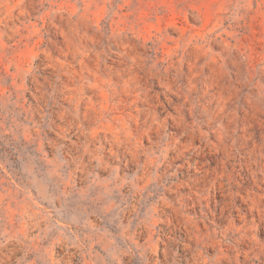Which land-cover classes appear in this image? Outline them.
<instances>
[{"label":"rangeland","instance_id":"rangeland-1","mask_svg":"<svg viewBox=\"0 0 264 264\" xmlns=\"http://www.w3.org/2000/svg\"><path fill=\"white\" fill-rule=\"evenodd\" d=\"M0 264H264V0H0Z\"/></svg>","mask_w":264,"mask_h":264}]
</instances>
